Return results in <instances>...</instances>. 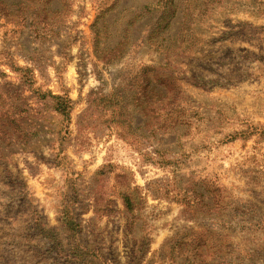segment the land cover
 <instances>
[{"label":"rangeland","instance_id":"374dc122","mask_svg":"<svg viewBox=\"0 0 264 264\" xmlns=\"http://www.w3.org/2000/svg\"><path fill=\"white\" fill-rule=\"evenodd\" d=\"M111 262L264 264V0H0V264Z\"/></svg>","mask_w":264,"mask_h":264},{"label":"trees","instance_id":"16d2710c","mask_svg":"<svg viewBox=\"0 0 264 264\" xmlns=\"http://www.w3.org/2000/svg\"><path fill=\"white\" fill-rule=\"evenodd\" d=\"M164 13L162 14V16L159 18L157 24H156V31L157 30H162L165 31L169 28L170 26V18H172V15L170 16L169 10H168V5H166V7L164 8ZM21 74L24 75V79H26L28 82H31L33 79V73L30 70H21L18 71ZM54 98V97H52ZM57 99L59 101L58 107H57V111L60 112L63 116H68L70 114V108L68 106V104L71 103V101L69 99H65L62 100L61 98H54ZM125 205L127 210L129 211V213H133V208L135 207V202L134 200L131 199V197H126L125 198ZM73 223L71 222L70 225H72ZM112 264V262H111Z\"/></svg>","mask_w":264,"mask_h":264}]
</instances>
